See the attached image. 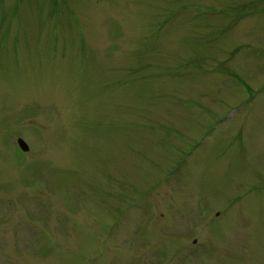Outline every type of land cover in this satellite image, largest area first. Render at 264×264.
Segmentation results:
<instances>
[{"label": "rangeland", "instance_id": "obj_1", "mask_svg": "<svg viewBox=\"0 0 264 264\" xmlns=\"http://www.w3.org/2000/svg\"><path fill=\"white\" fill-rule=\"evenodd\" d=\"M0 264H264V0H0Z\"/></svg>", "mask_w": 264, "mask_h": 264}, {"label": "water", "instance_id": "obj_2", "mask_svg": "<svg viewBox=\"0 0 264 264\" xmlns=\"http://www.w3.org/2000/svg\"><path fill=\"white\" fill-rule=\"evenodd\" d=\"M18 143H19L20 147H21L24 151H27V150H28L26 144H25L22 140H18Z\"/></svg>", "mask_w": 264, "mask_h": 264}]
</instances>
